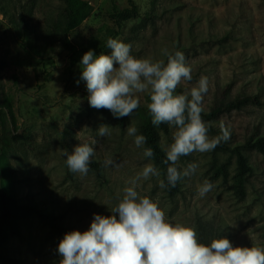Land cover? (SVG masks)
Listing matches in <instances>:
<instances>
[{
    "label": "rangeland",
    "instance_id": "1",
    "mask_svg": "<svg viewBox=\"0 0 264 264\" xmlns=\"http://www.w3.org/2000/svg\"><path fill=\"white\" fill-rule=\"evenodd\" d=\"M89 2L91 14L69 32L65 43L58 39L62 33L57 27L63 0H0V105L10 101L17 118L15 138L10 136L8 146L0 127V194L11 190L20 200L36 203L45 213L61 217L63 227L57 231L43 218L27 217L18 235L0 243V264H14L6 257L19 264H59L57 249L64 234L89 229L94 214L112 215L127 181L146 163H154L127 136L130 125L141 134L139 112L123 121L107 109L91 107L80 63L70 73L73 56L99 44L108 27L116 28L110 18L113 8L129 7L128 0ZM134 2L140 16L124 23L115 38L130 43L138 57L166 61L163 50L182 51L193 72L192 80L180 87L190 89L206 76L205 110L237 96L259 94L262 104L220 115L212 122L216 131L209 134H220L224 124L231 138L222 143L231 147H239L255 132L263 134L264 0ZM25 22L31 38L36 37L39 54L16 31H23ZM146 95L140 96L141 104ZM101 124L109 125L110 136L98 137ZM64 130H69L73 146L81 142L77 137L98 140L93 157L101 162L104 178L91 170L83 176L68 169L64 153L70 152L60 141ZM172 133L171 128L161 131L160 142L171 143ZM241 151L253 168L244 181L243 196L235 188L237 153L222 147L180 158L182 169L190 162L199 168L181 179L177 194L169 196L159 187L162 175L142 181L138 192L157 201L172 222L193 226L201 243L223 235L233 246L264 247V156L255 148ZM107 156L121 167H104ZM205 179L214 187L200 197L197 189Z\"/></svg>",
    "mask_w": 264,
    "mask_h": 264
},
{
    "label": "clouds",
    "instance_id": "2",
    "mask_svg": "<svg viewBox=\"0 0 264 264\" xmlns=\"http://www.w3.org/2000/svg\"><path fill=\"white\" fill-rule=\"evenodd\" d=\"M106 47L110 54L97 55L89 49L80 61V79L86 84L89 105L107 109L116 118L131 116L140 106V96L147 94L151 123L157 127L167 124L173 129L172 142L160 145L166 154L163 163L169 166L167 184L159 180V187H175L199 168L198 163L190 162L180 170L181 157L211 152L231 138L230 128L224 124L220 125V134L210 135L213 124L203 119L209 80L201 76L196 85L177 92L183 82L192 80L193 72L182 51L163 50L165 61L133 55L132 45L119 38L109 37ZM97 135L110 136L109 125L101 124ZM127 136L143 149V157H154V150L145 147L146 136L139 134L134 125L127 127ZM77 139L81 142L70 153H64L66 165L71 172L86 176L98 140ZM103 165L121 167L112 156H107ZM160 175L154 163H146L127 181L122 198L111 209L112 215L94 214L89 229L66 232L58 244L59 264H264V247L233 246L223 235L204 244L199 242L193 226L169 220L157 201L138 192L142 181ZM213 187L205 179L198 186V195L206 196Z\"/></svg>",
    "mask_w": 264,
    "mask_h": 264
},
{
    "label": "trees",
    "instance_id": "3",
    "mask_svg": "<svg viewBox=\"0 0 264 264\" xmlns=\"http://www.w3.org/2000/svg\"><path fill=\"white\" fill-rule=\"evenodd\" d=\"M65 2V7L63 10L62 18L59 20L57 27L60 29L59 38L63 42H67L69 32L76 30L83 21L91 14L93 7L89 0H63ZM129 7L118 8L114 7L110 13V18L114 21L115 27H108L105 31L104 39L99 43L95 44L91 49L99 55L101 52L110 54L111 50L106 47V41L109 37H116L119 35L120 30H122L124 23L131 19L138 18L140 16L138 7L134 0H128ZM144 22L146 20H143ZM145 24V23H144ZM18 35L21 37L22 42L30 47V50H34L35 53L39 54V48L36 42V37L33 39L30 36L28 30V24L25 22L23 25V31L16 28ZM55 32V31H53ZM89 49H84L83 52L78 56H73L71 58V63L69 66L70 73L75 65L80 63L83 54ZM34 56V55H33ZM183 91L182 87L177 89V92ZM150 102V97L146 95L145 103L141 104L136 109L140 115V133L145 135L147 140L145 147H151L154 150V157L152 160L154 163L160 166L162 180L167 184L166 170L169 166L163 163L166 159V154L161 150V131L168 132L169 126L167 124H161L160 126H154L151 123V115L147 108V104ZM262 104V99L259 94H248L244 96H237L236 98L229 100L227 102L219 103L213 105L210 109L205 110L202 114L205 121H216L217 117L224 113L231 112L233 110L243 109L249 105H260ZM127 116L121 117L124 121ZM17 124L16 114L13 109V105L10 101L5 102V104L0 105V127L2 130V141L6 146L10 145V138H15L13 134V129ZM16 129V128H15ZM210 131L215 132L214 126L211 127ZM11 136V137H10ZM61 144L68 149L69 152L72 151L74 146L71 144L69 139V130H64L60 137ZM217 147H222L225 149L234 150L237 153L238 171L235 174L236 191L243 196L244 195V181L248 173L253 171L252 165L246 159L247 157L241 151V147L244 148H255L261 152L264 156V133H253L249 138H247L239 147H231L224 143H220ZM91 171H94L99 177L104 178L105 174L103 172V167L98 159L92 157L91 163L89 165ZM178 168H182L178 165ZM181 180H179L175 187L167 186L164 188L165 192L169 196H173L180 191ZM29 216H37L45 219L50 226L57 230L62 231L61 217L48 214L42 211L38 205L34 202H24L18 198V196L11 190H4L0 194V243L5 245L9 241L10 237L13 235H18L22 226L23 221ZM14 264H19L17 260L13 258H7Z\"/></svg>",
    "mask_w": 264,
    "mask_h": 264
}]
</instances>
